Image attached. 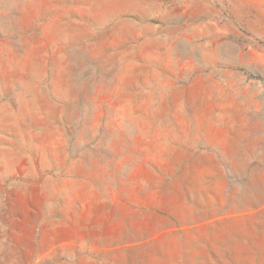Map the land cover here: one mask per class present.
I'll return each instance as SVG.
<instances>
[{"label":"rangeland","instance_id":"1","mask_svg":"<svg viewBox=\"0 0 264 264\" xmlns=\"http://www.w3.org/2000/svg\"><path fill=\"white\" fill-rule=\"evenodd\" d=\"M245 1L0 0V264H264Z\"/></svg>","mask_w":264,"mask_h":264},{"label":"crops","instance_id":"2","mask_svg":"<svg viewBox=\"0 0 264 264\" xmlns=\"http://www.w3.org/2000/svg\"><path fill=\"white\" fill-rule=\"evenodd\" d=\"M253 1H252V3L249 1L240 2L241 3V10H239L238 12H236L235 9H233L231 6L233 15L235 16L236 21L241 22L245 19V21L248 24H252L253 26H256L257 30L264 32V9H263V5L260 2H258L256 5H254L255 2H253ZM243 5H245V7ZM259 7H260V10H259ZM250 19L252 21H250Z\"/></svg>","mask_w":264,"mask_h":264},{"label":"bare ground","instance_id":"3","mask_svg":"<svg viewBox=\"0 0 264 264\" xmlns=\"http://www.w3.org/2000/svg\"><path fill=\"white\" fill-rule=\"evenodd\" d=\"M138 8H140V9L142 8V4L141 3H138ZM142 12H144V11H142Z\"/></svg>","mask_w":264,"mask_h":264}]
</instances>
